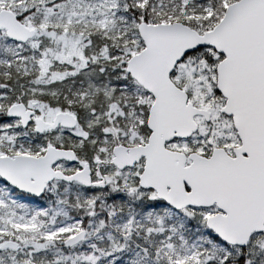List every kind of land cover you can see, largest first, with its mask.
<instances>
[{
	"label": "snow or ice",
	"instance_id": "6c2138e0",
	"mask_svg": "<svg viewBox=\"0 0 264 264\" xmlns=\"http://www.w3.org/2000/svg\"><path fill=\"white\" fill-rule=\"evenodd\" d=\"M0 264H264V0H0Z\"/></svg>",
	"mask_w": 264,
	"mask_h": 264
}]
</instances>
